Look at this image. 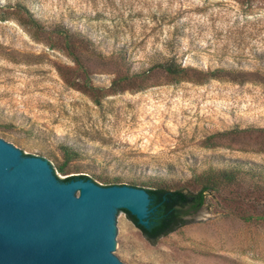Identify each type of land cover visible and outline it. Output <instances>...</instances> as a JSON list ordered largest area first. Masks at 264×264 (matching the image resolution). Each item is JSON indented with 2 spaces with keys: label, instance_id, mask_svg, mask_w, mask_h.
I'll use <instances>...</instances> for the list:
<instances>
[{
  "label": "rangeland",
  "instance_id": "rangeland-1",
  "mask_svg": "<svg viewBox=\"0 0 264 264\" xmlns=\"http://www.w3.org/2000/svg\"><path fill=\"white\" fill-rule=\"evenodd\" d=\"M22 7L44 28L37 40L18 20ZM2 14L0 135L61 180L194 191L211 168L264 172V0H0ZM170 59L191 79L156 70ZM62 146L81 156L64 174ZM189 217L150 242L123 214L118 258L264 264L260 182L221 187Z\"/></svg>",
  "mask_w": 264,
  "mask_h": 264
},
{
  "label": "water",
  "instance_id": "water-1",
  "mask_svg": "<svg viewBox=\"0 0 264 264\" xmlns=\"http://www.w3.org/2000/svg\"><path fill=\"white\" fill-rule=\"evenodd\" d=\"M150 204L143 189L64 184L46 160L22 156L0 135V264H126L120 210L148 227Z\"/></svg>",
  "mask_w": 264,
  "mask_h": 264
},
{
  "label": "trees",
  "instance_id": "trees-1",
  "mask_svg": "<svg viewBox=\"0 0 264 264\" xmlns=\"http://www.w3.org/2000/svg\"><path fill=\"white\" fill-rule=\"evenodd\" d=\"M24 13L23 17L18 16V20L21 25L27 29L29 34L34 39H39L40 33L44 31L42 24L36 19L33 14L26 7H22ZM10 16L4 14L0 15L1 21H7ZM63 33V32H62ZM156 70H159L167 77L170 78L173 83H181L191 79V70L183 67L175 60H167L156 66ZM215 72L200 73L199 83H205L212 77H215ZM141 78V77H139ZM118 79L114 82L117 84ZM144 79L142 83H144ZM144 86H139V90H143ZM64 152V162L58 167V171L62 174L66 173L67 167L70 163L77 161L81 158L80 154L74 149L68 146H62ZM241 178H248L249 180H256L264 187V172L255 168H245L243 164L235 165L232 167L222 169H212L203 172L195 177L197 190H187L184 188H173L167 184H136L131 182L133 188H139L145 190L151 200L150 209L152 210L149 217V225L145 227L139 223L136 216L132 215L127 210H120L124 212L128 218L136 225L138 229L150 242H157L163 237H166L177 230L181 229L187 224V217L192 216L199 212L206 203L208 194L213 191L219 190L221 187L232 185L238 182ZM89 180L86 176L68 177L62 182H69L72 180ZM106 186H124L121 178L105 179Z\"/></svg>",
  "mask_w": 264,
  "mask_h": 264
},
{
  "label": "flooded vegetation",
  "instance_id": "flooded-vegetation-1",
  "mask_svg": "<svg viewBox=\"0 0 264 264\" xmlns=\"http://www.w3.org/2000/svg\"><path fill=\"white\" fill-rule=\"evenodd\" d=\"M188 218V217H187Z\"/></svg>",
  "mask_w": 264,
  "mask_h": 264
}]
</instances>
